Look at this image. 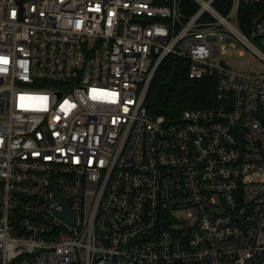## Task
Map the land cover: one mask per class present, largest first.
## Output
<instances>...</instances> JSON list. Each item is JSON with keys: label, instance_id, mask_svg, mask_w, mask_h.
Instances as JSON below:
<instances>
[{"label": "built area", "instance_id": "obj_1", "mask_svg": "<svg viewBox=\"0 0 264 264\" xmlns=\"http://www.w3.org/2000/svg\"><path fill=\"white\" fill-rule=\"evenodd\" d=\"M170 54L217 84L172 123L145 101ZM250 57L264 0H0V264H264Z\"/></svg>", "mask_w": 264, "mask_h": 264}, {"label": "trees", "instance_id": "obj_2", "mask_svg": "<svg viewBox=\"0 0 264 264\" xmlns=\"http://www.w3.org/2000/svg\"><path fill=\"white\" fill-rule=\"evenodd\" d=\"M186 59L170 54L158 67L145 101L149 112L177 121L186 109H201L216 101L214 78L192 79Z\"/></svg>", "mask_w": 264, "mask_h": 264}, {"label": "rangeland", "instance_id": "obj_3", "mask_svg": "<svg viewBox=\"0 0 264 264\" xmlns=\"http://www.w3.org/2000/svg\"><path fill=\"white\" fill-rule=\"evenodd\" d=\"M250 56V53L245 51L243 56L239 54L232 53L229 56L225 57L229 60V64L234 67L246 69L247 59ZM249 72L251 73H261L264 72V63L259 60L257 57H250L249 61ZM182 215V213H177Z\"/></svg>", "mask_w": 264, "mask_h": 264}, {"label": "water", "instance_id": "obj_4", "mask_svg": "<svg viewBox=\"0 0 264 264\" xmlns=\"http://www.w3.org/2000/svg\"><path fill=\"white\" fill-rule=\"evenodd\" d=\"M66 216H68V211L65 213Z\"/></svg>", "mask_w": 264, "mask_h": 264}]
</instances>
